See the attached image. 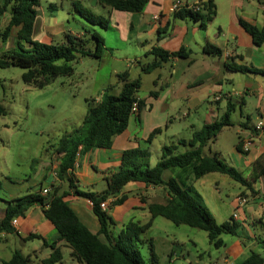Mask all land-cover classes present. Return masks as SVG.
<instances>
[{
  "label": "crops",
  "instance_id": "obj_1",
  "mask_svg": "<svg viewBox=\"0 0 264 264\" xmlns=\"http://www.w3.org/2000/svg\"><path fill=\"white\" fill-rule=\"evenodd\" d=\"M174 1L148 0L141 12L109 10V26L118 31L124 43L131 42L134 46L137 44L140 53L150 55L151 61L157 58L151 52L153 49L166 52L182 49L184 53L182 55H169L159 67L148 72H156L153 85L155 88L159 84V87L152 90L156 91V96L151 95V91L146 97L137 96L143 99V107L129 117L127 128L113 137L110 148L93 149L77 154L72 170L75 176L74 188L70 189V194L66 196L65 200L79 220L91 232L96 233L102 242L106 243L105 236L99 232V222L91 211L88 199L75 194L74 189L83 192H102L106 187L104 178L119 167L122 152L130 148L147 149L149 151V165L153 166L160 158L161 148L166 145L162 144L160 150H156L155 138L152 137L150 141L147 138L154 129H161L164 126L167 130V122L170 121L169 112L175 106L180 117L188 115L192 110L193 113L202 114L201 123L190 125L189 133H187L190 134V139L194 130H198L205 123L219 119L227 107L232 105V111L238 107L240 116V120H237L239 127L237 141L228 149L230 152L228 159L224 157L225 155L221 150L214 149V155L210 156H218L233 166L247 183L238 182V186L234 184L235 197H233L232 206L230 208V205L227 204V213L225 212L222 215L224 219L219 221L228 220L235 212L237 214V218L234 219L237 224L236 234H232V238L220 236L223 243L219 247H214L208 241L209 247L212 246V248L208 247L205 252L208 264H239L250 251H255L264 257V245L261 243L264 241V176L259 173L257 165L259 162L264 163V75L248 71L242 72L227 67V65L234 64L264 70V41L260 45H255L250 34L241 25V21H243L257 28L264 26V0H212L215 15L207 23L205 29L199 27L200 20H195L189 16L173 17L174 11L171 7ZM179 1L191 6L195 3L200 4V1L205 0ZM2 2L3 0H0V4ZM86 27L89 28L90 26ZM13 29L16 33L17 28L13 27L11 32ZM62 30V28L55 29L53 26L47 25L44 13L39 15L36 10L32 33L33 40L38 41L40 34L51 38ZM35 31L40 34L36 36ZM70 34L80 36L82 33L70 32ZM210 46L218 48L220 54L205 51V48ZM146 58L149 59L150 57ZM133 64L135 65V62ZM166 66H170L169 75H162V70ZM126 73L128 79H135L130 76L129 72ZM102 91L99 93L101 94ZM217 93H221V96L214 99ZM250 105L254 111L252 119L245 112ZM182 108L186 110V113L181 110ZM257 122H261V130L254 129ZM230 126L224 127L221 131ZM216 136L211 142L216 141ZM172 137L170 138L171 144H174L176 146L175 151H178L177 144L180 138ZM246 140H251V144L247 151H243L242 145ZM238 143H240V150L236 148ZM49 151L48 156L40 160L34 168L33 176L36 177L37 182H40L38 190L47 188L48 191H51L52 185L66 189L68 188L67 181L59 180L54 174L60 156L53 150ZM168 176L169 172L165 171L163 177L167 178ZM219 177L224 183L227 182L225 176H217L214 181L215 184H219ZM41 180L48 182V185L41 184ZM9 183H15V185L12 187L8 185L4 190L5 196L3 200L1 199L0 218L4 213L5 201L23 195L15 181L9 180ZM21 189L23 190L22 186ZM27 189L25 188V192L28 193ZM160 189L157 186L129 182L117 194V196H125L122 203L109 208L111 198L108 197L106 199L108 205L103 210L114 221L113 225L110 226L111 235L117 236L120 229L129 221L139 224L148 221L149 218L145 222H141L144 220L142 218L146 217L145 211H147L148 217L150 216L146 206L151 202L163 203L167 198L166 190H164L165 195L163 196L159 193ZM238 197H244L245 202L238 203ZM138 210L143 212L138 213ZM16 218L17 223L13 225L14 232H0V263L3 260H8L13 251L17 249L12 246L11 240L16 239L25 244L27 240L37 238L42 240V245L47 247V244L58 236L54 227L42 216L36 206L29 209L24 217ZM155 219L156 217L152 219L149 227L153 226ZM29 234L40 237L25 239ZM43 241L46 245L43 244ZM182 246V244L177 243L178 248L170 249L166 260L171 264H179L180 261L190 263V251ZM61 247L67 246L60 243ZM37 250V247L32 248L35 258L39 259L40 262L51 251L49 249L45 255L38 257L35 253ZM202 257L203 253H198L197 262L201 263ZM158 258V264H160V257ZM30 260L33 261L31 258Z\"/></svg>",
  "mask_w": 264,
  "mask_h": 264
},
{
  "label": "trees",
  "instance_id": "obj_2",
  "mask_svg": "<svg viewBox=\"0 0 264 264\" xmlns=\"http://www.w3.org/2000/svg\"><path fill=\"white\" fill-rule=\"evenodd\" d=\"M70 1L75 8L74 0ZM96 2L111 10L141 12L148 0H96ZM8 5L11 8L10 17L0 32V39L5 40L11 29L16 27V46L15 49L0 54V68L10 65L25 68L26 70L21 74V80L24 83L43 88L59 75L71 73L70 62L77 55L102 56L105 49L104 39L92 26L107 28L110 24L108 17L88 9L75 8L90 27H84V33L80 36L66 33L62 43H46L32 39L39 0H3L0 4V17ZM214 15L215 7L212 0L200 1L198 10L182 6L173 12V17L176 18L189 16L200 20L199 27L202 29H205ZM241 25L250 34L255 45H260L264 41V26L257 28L243 21ZM85 38L93 39L92 49L84 47ZM205 51L220 54V50L213 46L205 48ZM151 52L157 58L141 67V71L145 73L159 67L169 55L184 53L182 49L173 52L153 49ZM227 67L264 75V70L251 66L231 64ZM119 78L121 80L119 92L112 94L104 90L98 101L86 100L87 108L80 125L71 132L62 134L52 146L53 151L60 156L56 176L59 180L67 181L68 188L61 189L58 185H52L51 191H48L46 195H42L40 190H35L5 201L4 213L0 218V232H14L13 225L10 223L11 219L24 217L29 209L36 206L58 233L57 238L47 244L51 251L41 260L42 264L61 262L60 243L69 247L72 258L81 264H146L139 251L140 235L151 225L152 219L156 216L164 217L176 225L185 224L204 230L208 241L214 247L222 245L220 238L222 234H236L237 224L232 215L228 220L218 223L214 215L202 205L201 195L185 181V179L194 181L205 174L217 172L241 184L247 183L233 166L218 156H209L203 152L207 143L213 140L224 127L232 125L230 121L232 105L227 107L219 119L205 123L198 130H194L188 141H178V144L187 145L188 149L176 152L174 144L163 146L160 158L153 166L149 165L147 149L135 147L124 150L119 167L104 178L106 187L102 192H83L74 189L75 194L91 201V211L99 222V232L105 236L106 243L79 220L65 200L70 194V189L74 188L75 176L72 170L77 154L93 149L110 148L113 137L127 128L129 117L132 115L133 102L137 101L138 110L144 105L143 99L136 95L140 86V77L128 79L127 73L123 72L119 74ZM151 95L156 96V91H151ZM3 114L5 109L0 104V115ZM159 131L154 129L147 140L150 141ZM236 148L240 150V143L236 145ZM257 165L259 173L264 176V163L259 162ZM165 171L169 172L167 178L163 177ZM129 182L162 187L167 192V198L163 203L151 202L146 206L150 214L148 221L142 224L129 221L120 229L117 236L113 237L110 226L114 221L105 210L100 208V202L114 196V199L109 202V208L122 203L125 196H117V194ZM33 237L39 236L29 234L25 239ZM261 243L264 245V241ZM43 244L46 245L45 241ZM149 262L150 264L159 263L151 240L149 241ZM1 263L31 264V260L29 256L15 249L11 257ZM239 264H264V257L255 251H250Z\"/></svg>",
  "mask_w": 264,
  "mask_h": 264
},
{
  "label": "rangeland",
  "instance_id": "obj_3",
  "mask_svg": "<svg viewBox=\"0 0 264 264\" xmlns=\"http://www.w3.org/2000/svg\"><path fill=\"white\" fill-rule=\"evenodd\" d=\"M74 3L77 9H88L96 14L108 17L109 7L101 6L95 0H74ZM75 8L70 0H39V6L36 8L37 13L39 15L44 13L47 25L63 30L51 36V38L44 37L43 34L35 31L36 36L40 34L38 41L62 43L66 33L80 32L83 35V28L90 25L78 14ZM10 11L11 8L8 5L0 17V32L8 22ZM92 27L104 39L105 49L102 56L77 55L70 62L71 73L59 75L53 82L43 88L34 87L21 80V74L26 70L25 68L13 65L0 68V104L5 109V114L0 115V207L2 204L1 199L3 200L5 196L6 186L12 187L15 185V183L10 184L9 180L16 182V186L22 191L23 195L27 193L25 188L30 187L27 189L28 193L38 190L40 182H37L38 180L33 176L36 164L48 156L49 150H53L52 145L57 142L62 134L71 132L80 125L87 108L86 100L98 98L100 96L99 92L102 90L112 94L119 92L121 87L120 73L129 72L131 77H141L140 86L136 91V95L139 97H146L150 91L158 89L159 84L155 88L153 85L156 72L145 73L141 71L142 66L151 62L150 55H142V52L140 53L137 48L139 47L137 44L134 46L131 42L124 43L118 31L112 26L107 28ZM14 31L15 29L5 40L0 39V54L15 49L16 36ZM93 45L92 38H85V48L92 49ZM169 67L163 68L162 75H169ZM251 106L245 112L252 119L254 111ZM181 110L186 113L184 108ZM169 113L170 121L167 122V130L162 126L159 129L161 132L153 135L156 150H160L162 144L170 145L172 136L179 137V140L185 139V141H188L190 134L187 133H189L190 125L193 123L199 124L202 119V114L193 113V110L188 115L180 117L176 106ZM230 119L232 125L218 133L216 141L211 142V140L204 147V153L209 156L214 155L215 149L221 150L225 158L230 157L228 149L237 141L239 130L237 123V120H240L238 107L235 108V111L230 112ZM177 145L179 150H176V152H182L189 148L187 145L183 146L182 143ZM32 161L34 162L32 163ZM217 176H225L227 182L224 183L219 177V184H215L214 181ZM185 181L201 195L203 198L202 205L214 215L218 223H221L219 221L224 219L222 215L225 212L227 213V204L230 205V208L232 206L233 197H235L234 184L238 186V182L230 179L225 174L221 175L215 172L205 174L198 180L189 181L185 179ZM41 184L48 185V182L41 180ZM160 188L159 193L164 196L165 189ZM20 196L22 195L18 197ZM137 212L141 213L143 211L138 210ZM144 214H146V217L142 218L144 220L141 222H145L150 218L147 211ZM221 236L232 238L231 234H222ZM140 239L139 251L146 264H150V240L154 252L160 257V264H171L166 260V256L169 254L170 249L178 248L177 243L182 244V247L188 249L191 254L190 263L180 261L179 264H208L205 249L209 247V242L204 230L185 224L176 225L164 217L156 216L153 226L148 227L140 235ZM10 243L22 253L28 254L33 260L31 264H42L39 259L35 258V254L32 252L33 247L38 248L35 252L38 257H42L50 249L48 246L42 245V240L37 238L27 240L25 244L16 239L11 240ZM209 248H212V246ZM61 252L62 260L56 264H81L72 258L69 247H61ZM200 252L203 253L201 263L197 262V254Z\"/></svg>",
  "mask_w": 264,
  "mask_h": 264
},
{
  "label": "built area",
  "instance_id": "obj_4",
  "mask_svg": "<svg viewBox=\"0 0 264 264\" xmlns=\"http://www.w3.org/2000/svg\"><path fill=\"white\" fill-rule=\"evenodd\" d=\"M182 6H185V7H187V8H190V9H192V10H198V8H199V3H195V4L191 5V6H189V5L183 4V3H182L181 1H179V0H175V1L172 3V7H171V9H172V11H175V10H178V9H179L180 7H182ZM220 96H221V93H217V94L214 96V99H218ZM99 98H100V96H99L98 98H95V100L98 101ZM137 110H138V104H137V101H134L133 104H132V107H131V112H132V114L135 113ZM254 129H255V130H261V129H262V124H261V122H257V123L254 125ZM250 144H251V140H246V142L242 145V150H243V151H247V150L249 149ZM54 174H56V172H54ZM40 193H41L42 195H46V194L48 193V189H47V188H41V189H40ZM110 198H111V199H110L109 202H111V201L114 199V196H112V197H110ZM88 201H89V203H90V205H91V201H90V200H88ZM244 202H245V198H244V197H239V198H238V203H244ZM107 205H108V202H107L106 200L100 202V208H102V209H105V208L107 207ZM232 217H233L234 219L237 218V214L234 212V213L232 214ZM10 223H11L12 225H16V223H17V218H16V217H13V218L11 219Z\"/></svg>",
  "mask_w": 264,
  "mask_h": 264
},
{
  "label": "water",
  "instance_id": "obj_5",
  "mask_svg": "<svg viewBox=\"0 0 264 264\" xmlns=\"http://www.w3.org/2000/svg\"><path fill=\"white\" fill-rule=\"evenodd\" d=\"M96 1V0H95Z\"/></svg>",
  "mask_w": 264,
  "mask_h": 264
}]
</instances>
